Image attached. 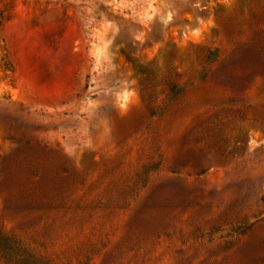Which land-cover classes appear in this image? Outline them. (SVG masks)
<instances>
[{"label":"rangeland","instance_id":"rangeland-1","mask_svg":"<svg viewBox=\"0 0 264 264\" xmlns=\"http://www.w3.org/2000/svg\"><path fill=\"white\" fill-rule=\"evenodd\" d=\"M0 264H264V0H0Z\"/></svg>","mask_w":264,"mask_h":264},{"label":"trees","instance_id":"trees-1","mask_svg":"<svg viewBox=\"0 0 264 264\" xmlns=\"http://www.w3.org/2000/svg\"><path fill=\"white\" fill-rule=\"evenodd\" d=\"M255 121H257V119H255Z\"/></svg>","mask_w":264,"mask_h":264}]
</instances>
